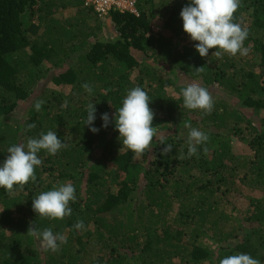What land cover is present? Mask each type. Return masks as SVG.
<instances>
[{
  "label": "trees",
  "instance_id": "1",
  "mask_svg": "<svg viewBox=\"0 0 264 264\" xmlns=\"http://www.w3.org/2000/svg\"><path fill=\"white\" fill-rule=\"evenodd\" d=\"M84 1L0 0V164L10 146L41 131L66 145L38 154L35 182L11 194L0 188V264H219L237 253L264 264V0H241L234 14L248 29L249 54L221 59L215 49L202 58L184 32L180 12L189 0H136L139 16H99ZM190 82L211 92L210 115L183 107L180 91ZM136 86L151 98L158 136L134 160L121 150L114 115ZM89 103L95 134L84 125ZM184 122L210 138L198 156L187 157ZM68 181L72 215L37 216L33 198ZM78 219L85 230L74 228ZM30 223L65 234L66 243L45 250L27 234Z\"/></svg>",
  "mask_w": 264,
  "mask_h": 264
},
{
  "label": "clouds",
  "instance_id": "2",
  "mask_svg": "<svg viewBox=\"0 0 264 264\" xmlns=\"http://www.w3.org/2000/svg\"><path fill=\"white\" fill-rule=\"evenodd\" d=\"M240 6L241 0H189V3L182 8L180 17L183 21V30L193 42H198L194 46L202 58L208 57L211 49H215L212 56L217 59H221L224 55L244 57L249 54V48L245 46L248 29L241 23L235 22L234 14ZM202 71L203 67L197 68V73ZM81 87L92 94L93 89L89 83H84ZM180 95L183 107L188 110H199L210 115L214 109L215 101L211 92L199 83H188L181 89ZM150 102L148 93L142 87L136 86L127 90L122 106L116 107L115 130L119 132V139L123 145L121 150H130L134 160L150 150L153 138L158 136V130L153 126L155 113L150 108ZM43 104V100H37L34 103L35 110L40 112ZM95 105L92 103L87 105V117L84 122L94 134L100 131L93 126L96 120ZM66 106L67 101H64L62 107ZM100 119L104 128L112 122L108 113L101 114ZM36 127L35 122L28 123L25 131H31ZM183 127L189 130L186 141L187 157L198 156V146L206 145L209 136L190 123L184 122ZM65 147L57 132L52 130L46 133L41 131L38 137H27L26 142L10 146L7 149L6 159L0 164V188L11 194L16 187L23 189L30 181L35 182L37 179L35 169L42 164L38 154L43 150L54 156ZM203 150L205 153L208 152L206 146ZM171 151L172 145L167 144L163 154L167 155ZM75 200V186L70 181L58 182L51 190L43 191L33 198L32 210L41 218L63 220L72 215L70 203ZM74 228L85 230L83 220L78 219ZM27 234L37 239L42 248L53 252L58 251L60 246L66 243L65 234L54 233L51 228L38 229L34 223H30ZM219 264H261V262L250 254L237 253L220 259Z\"/></svg>",
  "mask_w": 264,
  "mask_h": 264
},
{
  "label": "built area",
  "instance_id": "3",
  "mask_svg": "<svg viewBox=\"0 0 264 264\" xmlns=\"http://www.w3.org/2000/svg\"><path fill=\"white\" fill-rule=\"evenodd\" d=\"M84 4L88 8H92L99 16H107L111 12L139 16L136 0H85Z\"/></svg>",
  "mask_w": 264,
  "mask_h": 264
},
{
  "label": "rangeland",
  "instance_id": "4",
  "mask_svg": "<svg viewBox=\"0 0 264 264\" xmlns=\"http://www.w3.org/2000/svg\"><path fill=\"white\" fill-rule=\"evenodd\" d=\"M74 12V10H65V11H62V14L64 15H67L69 16L70 14H72ZM157 29V28H156ZM113 34H114V29H112L111 31ZM110 31H107L106 34H109ZM169 90L171 91V93L173 92L174 90V87L173 89L169 87ZM24 106V107H23ZM21 106L14 114V117L17 119V120H20V121H24V117L26 115V112H27V108H29L30 104L27 103L26 105H23ZM234 145L235 146V151L237 154H245V150H244V146L240 143L237 144L236 140H234ZM239 197V204H240V207L242 209H246L248 207V204H247V200L245 199L244 196H238Z\"/></svg>",
  "mask_w": 264,
  "mask_h": 264
}]
</instances>
